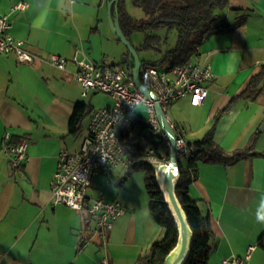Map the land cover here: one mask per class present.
<instances>
[{
  "label": "crops",
  "instance_id": "crops-1",
  "mask_svg": "<svg viewBox=\"0 0 264 264\" xmlns=\"http://www.w3.org/2000/svg\"><path fill=\"white\" fill-rule=\"evenodd\" d=\"M23 1L28 9L12 12ZM46 3L0 0V15L11 13L10 34L25 41L32 54L68 60L62 71L0 54V264H100L105 258L110 264H136L164 236L150 212L144 173L126 179L128 167L119 166L110 179L94 174L89 197L103 191L107 200H120L127 209L106 238L93 234L94 224L85 230V212L55 205L51 192L60 150L78 152L88 136L90 117L77 135L69 133L76 104L93 109L113 105L112 99L98 107L87 103L96 92L83 96L72 60L86 55L99 64L117 65L126 48L111 30L108 0H64L59 8L51 0L48 19H37ZM244 12L249 17L243 26L210 35L192 59L213 68L205 103L193 106L183 98L167 110L187 141L201 139L215 124L214 139L226 152L254 143V152L260 154L230 166L198 164L190 194L215 233L209 264L244 257L250 246L255 250L249 264H264L259 247L264 224L256 220L257 211L264 210L259 205L264 198V130L259 131L264 123V0H230L219 15L233 25ZM6 132L29 141L23 172L12 169L4 152Z\"/></svg>",
  "mask_w": 264,
  "mask_h": 264
},
{
  "label": "built area",
  "instance_id": "built-area-1",
  "mask_svg": "<svg viewBox=\"0 0 264 264\" xmlns=\"http://www.w3.org/2000/svg\"><path fill=\"white\" fill-rule=\"evenodd\" d=\"M118 3L119 0H115ZM26 2H20L12 9L25 11ZM13 27L11 13L0 15V54H14L20 63L33 65L37 62L48 63L59 70L65 71L68 60L58 55L49 58L36 56L28 49L25 41L10 34ZM72 62L77 66L76 81L83 88V96L90 91L108 95L113 105L97 108L90 117L88 136L78 152L62 148L58 154V168L51 181V192L55 205L63 204L73 210L85 212L86 222L94 224L93 234L104 238L112 231L114 221L127 212L120 200L109 201L101 191L96 197L90 198L88 191L92 186L93 176L101 172L110 179L119 166H129L127 152L119 139L121 132H129L139 124L158 133L167 142L170 157L160 161L155 156L154 148H150L145 160L151 164H168L175 156L187 159L192 151L179 128L169 119V106L183 98H189L193 106L205 103L209 89L206 84L214 78L212 66L207 62L190 61L174 68H162L161 65H143L140 79L150 91L145 95L137 87L133 78V67L130 64H99L83 55L75 57ZM144 105L148 117L138 115L139 106ZM166 113L171 127L175 130V138L162 128L157 106ZM4 152L11 167L16 172H23L28 160L29 141L26 138L14 143L9 132L4 134ZM254 246H250L244 257L235 256L223 260V264H249ZM100 264H110L108 258Z\"/></svg>",
  "mask_w": 264,
  "mask_h": 264
},
{
  "label": "trees",
  "instance_id": "trees-1",
  "mask_svg": "<svg viewBox=\"0 0 264 264\" xmlns=\"http://www.w3.org/2000/svg\"><path fill=\"white\" fill-rule=\"evenodd\" d=\"M108 1L113 2V17L118 20L122 32L130 41L134 33H145L143 44L140 48H136L139 54L142 50L159 49L162 40L152 34L157 29L166 26L178 31L179 40L176 48L168 51L160 63L168 62V67L171 69L190 62L198 54L201 44L207 37L224 30L231 31L241 27L249 17L248 13L244 12L233 25L220 17L219 11L227 8L230 0H134L135 6L142 9L146 16L138 20L128 13L126 0H119L118 3H115V0ZM129 64L134 68V62ZM143 64L147 65L144 62ZM150 65L156 66V64ZM253 83L256 84V81L254 80ZM250 88L246 92H251ZM94 110L89 104L77 103L70 119L69 133L77 135L82 129L83 122L91 117ZM136 129H139L137 134L134 133ZM146 129L149 128L139 124L131 131L121 132L119 135L129 161L126 179L136 172L145 174L150 212L156 223L164 230L163 238L155 241L148 253L140 257L136 264H167L169 254L178 244L179 229L164 193L157 183L154 164L147 162L145 157L148 150L153 147L156 158L160 161H167L170 157V149L167 142L153 130L149 129L152 131L151 138L146 137L144 133ZM214 132L215 124L201 139L195 141L185 139L192 149L186 159L187 166L183 165L180 158L181 178L176 191L194 234L191 253L185 264H209L210 243L215 237L209 217L202 214L197 201L190 194V186L196 177L198 164L204 162L230 166L241 160L260 155L254 152V143L230 154L215 141ZM142 137L146 139V145L140 142ZM23 138L25 137L13 139L12 136L14 143H18ZM91 224L92 222H86L85 230H89ZM85 242L84 239L81 241L80 248ZM259 247L264 249V233L259 239Z\"/></svg>",
  "mask_w": 264,
  "mask_h": 264
},
{
  "label": "water",
  "instance_id": "water-1",
  "mask_svg": "<svg viewBox=\"0 0 264 264\" xmlns=\"http://www.w3.org/2000/svg\"><path fill=\"white\" fill-rule=\"evenodd\" d=\"M112 7L113 2H109L108 17L111 29L118 36L120 41L127 47V49L129 50V54L133 57V78L137 87L145 95L151 96L150 91L143 85L140 79L141 68L144 64L141 61L139 53L133 43L122 32L118 20L113 17ZM122 64H129V58L124 57L122 59ZM157 115L162 128L170 135L172 139L175 138L176 132L171 127L170 121L166 113H164V111L159 105L157 106ZM263 130L264 123L259 128V131ZM179 166L180 162L175 156L172 157V161L168 164H154L156 170L157 183L160 186L162 192L164 193L166 202L168 203L172 214L175 217L179 229L178 244L174 248V250L169 254L167 258V264H185L191 253V247L194 238L192 228L188 222L187 214L177 196V185L181 178Z\"/></svg>",
  "mask_w": 264,
  "mask_h": 264
},
{
  "label": "rangeland",
  "instance_id": "rangeland-1",
  "mask_svg": "<svg viewBox=\"0 0 264 264\" xmlns=\"http://www.w3.org/2000/svg\"><path fill=\"white\" fill-rule=\"evenodd\" d=\"M126 6H127L128 13L133 18L138 19V20H142L146 17L144 11L135 6L134 0H126ZM152 34L160 37L162 40V42L160 43V46L158 47L159 49L158 50H142L140 52L139 56H140L141 61L146 63L147 65H150V64L158 65L163 61L164 56L168 51L176 48V46L178 44V40H179V34H178V31L176 29L171 30L166 26H163V27L157 29L156 31L152 32ZM145 36L146 35L143 32H136L131 36V42L133 43L135 48H140V46L143 44V42L145 40ZM122 45H124V44L122 43ZM125 48H126L125 55L122 57H118L117 61H115V63L117 65L122 64V59L126 56H128V58H129V63L134 62L132 55L129 54V50L127 49L126 46H125ZM100 64H103V63H100ZM160 65L162 68H167L169 66V63L164 62ZM110 100H111V98L108 95H106L102 92H96L95 95H93L92 97L87 99V103L92 102V104L94 106L98 107V106H101L103 104H106L107 102H110ZM138 114L140 117H143V118L148 117L147 110H146V107L144 105H141L139 107ZM138 132H139V129H136L134 131L135 134H137ZM144 133H145L146 137L151 138V134H152L151 130L146 129ZM140 142H142L144 145L147 144V141L144 137L140 138ZM181 160H182V163H184V161H186V159L184 157H182ZM155 165H164V163H155Z\"/></svg>",
  "mask_w": 264,
  "mask_h": 264
},
{
  "label": "clouds",
  "instance_id": "clouds-1",
  "mask_svg": "<svg viewBox=\"0 0 264 264\" xmlns=\"http://www.w3.org/2000/svg\"><path fill=\"white\" fill-rule=\"evenodd\" d=\"M71 2H72V4H74L75 0H71ZM50 3H51V0H48V3H46V7L40 9V13H39V16L37 17V19L43 18L45 21L48 19L49 13L51 11ZM63 3H64V0H57L58 8L61 5H63ZM234 70H235V68H233V71ZM259 205H260L261 209H264V198H262L259 201ZM256 220L258 223L264 224V210L257 211Z\"/></svg>",
  "mask_w": 264,
  "mask_h": 264
}]
</instances>
